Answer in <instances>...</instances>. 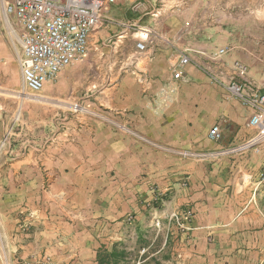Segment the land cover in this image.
<instances>
[{"label": "rangeland", "instance_id": "obj_1", "mask_svg": "<svg viewBox=\"0 0 264 264\" xmlns=\"http://www.w3.org/2000/svg\"><path fill=\"white\" fill-rule=\"evenodd\" d=\"M186 1L120 0L80 65L39 93L24 87L0 19V264H252L233 193L258 182L264 139L231 147L242 129H223L211 141L220 103L181 83L166 102L179 51L156 81L155 32L136 50L134 11L148 3L154 24ZM243 130L248 141L261 131Z\"/></svg>", "mask_w": 264, "mask_h": 264}, {"label": "crops", "instance_id": "obj_2", "mask_svg": "<svg viewBox=\"0 0 264 264\" xmlns=\"http://www.w3.org/2000/svg\"><path fill=\"white\" fill-rule=\"evenodd\" d=\"M147 6L151 8L148 3ZM147 8L134 11L135 16L130 20L140 25L142 30L150 28V34L155 32L153 36L159 46H154L149 52L155 54L151 72L157 77L156 81L170 75L176 47L200 51L201 54L197 57L202 66L193 63L185 66L181 84L201 91L198 100L209 99L220 103L216 112L222 128L242 129L236 140L228 145L246 148L245 144L253 134L243 129H260L264 117L252 107L233 100L221 83L227 85L236 82L249 87V96L264 93V0H188L182 5L174 3L172 12L166 19H154V24L152 17L145 12ZM161 38L166 39L165 44L161 43ZM221 48L226 50L225 53L217 55ZM236 63L242 68L236 66ZM79 65L80 63L66 69L77 68ZM241 70H244L243 74H240ZM68 80L60 78L56 86L62 87L68 84ZM211 91L216 94L209 96L207 93ZM124 102V109L136 107L133 101L130 103L126 99ZM183 102H186L185 98ZM4 131L5 129H0V138ZM251 164L255 172L250 177L258 181L264 164V152L254 156ZM256 185L251 189L236 188L233 193L238 204L233 227L236 230L250 231L245 232L248 243L246 240L237 242L242 246L240 252L251 255L252 264H264V190H260L261 186L255 190Z\"/></svg>", "mask_w": 264, "mask_h": 264}, {"label": "built area", "instance_id": "obj_3", "mask_svg": "<svg viewBox=\"0 0 264 264\" xmlns=\"http://www.w3.org/2000/svg\"><path fill=\"white\" fill-rule=\"evenodd\" d=\"M120 0H0V19L5 25L8 39L17 49V59L23 85L32 93L44 90L47 83L69 66L81 63L88 55L93 33L107 19L111 7ZM146 37L136 43L139 53L147 51L150 28L143 30ZM179 51V62L171 76L166 91V102L172 101L176 85L184 80V67L193 63L202 66L195 49ZM225 49L218 50L223 55ZM193 53V54H192ZM236 66L242 68L236 63ZM241 70L240 74H243ZM216 79L215 76L211 75ZM218 82V80H217ZM231 95L245 106L252 107L264 117V93L249 96V87L236 82L225 85ZM259 134L248 141L249 147L264 139V123ZM209 139L220 142L223 139L222 123H215L208 132ZM248 145V146H247ZM264 186V164L255 190Z\"/></svg>", "mask_w": 264, "mask_h": 264}, {"label": "bare ground", "instance_id": "obj_4", "mask_svg": "<svg viewBox=\"0 0 264 264\" xmlns=\"http://www.w3.org/2000/svg\"><path fill=\"white\" fill-rule=\"evenodd\" d=\"M142 32H143L144 36H141V37H146V32H144L143 30H142Z\"/></svg>", "mask_w": 264, "mask_h": 264}]
</instances>
